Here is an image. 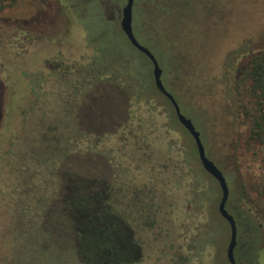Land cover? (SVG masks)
<instances>
[{"label":"rangeland","instance_id":"rangeland-1","mask_svg":"<svg viewBox=\"0 0 264 264\" xmlns=\"http://www.w3.org/2000/svg\"><path fill=\"white\" fill-rule=\"evenodd\" d=\"M78 2L0 0V264H88L82 255L98 260L100 252L125 264L128 234L140 264H228L219 183L157 89L151 61ZM138 3L136 38L156 56L208 156L240 172L249 192L258 255L243 264H264V144L236 112L234 90L247 55L240 51L264 49V0ZM104 72L117 82L98 80ZM78 171L88 182L74 192ZM196 182L211 189L203 200ZM91 186L116 191L123 227L115 228L111 206L94 210L85 231L69 232L70 205L92 200Z\"/></svg>","mask_w":264,"mask_h":264},{"label":"trees","instance_id":"trees-1","mask_svg":"<svg viewBox=\"0 0 264 264\" xmlns=\"http://www.w3.org/2000/svg\"><path fill=\"white\" fill-rule=\"evenodd\" d=\"M87 27L88 29L95 30V27L93 28L92 26H87ZM99 39L100 38L96 34H94L93 40L99 41ZM240 53L247 55L244 58V62L242 66L237 70L238 73L235 80L236 85L234 87V90L236 91L237 94L236 112H238L239 117H242L243 114H246L247 122L251 128L252 137L254 139H257L262 144H264V49L259 48L256 50H252L249 48L247 49L244 48L242 51H240ZM103 75L106 77V80L115 83L117 82L115 81V78H112L109 73H105V72L99 76L98 80H102ZM221 92L222 94L225 95V98H230L232 100V95H233L232 88L231 89L226 88ZM222 171L224 172V175L227 179L230 188V196L227 202V207L229 211L234 215L237 223L238 243L235 248V256L237 263L243 264L246 262L255 261L256 255H258V253H257V249L254 246V239H255V233L258 230V226H257L256 218L253 217L251 209L248 207V205L251 203L249 192L246 189L245 185L242 184L241 182L240 172H233L229 170H222ZM74 177L76 178L77 182L79 181L78 184L77 183L73 184L74 192L75 190L82 191V186L80 185V183L88 182V179L82 174V171L76 172V175ZM101 182H97V183L101 184ZM67 184L68 183H66V186ZM84 187L85 186H83V189ZM91 187H92L91 188L92 200L89 199V201H87L86 204L88 206L80 201L78 202L73 201L74 198L72 199L73 202L70 205V209L67 213V218H66L69 227V232L73 230L75 234L76 232H79L78 229H82V231H85L86 228L90 226L89 222L92 216L93 218H98L96 214L95 215L92 214L94 210H96V212L101 209H106L108 211L111 208V206L113 207V210H111V218L114 220L115 226H117L115 228L123 227L122 224H124V222H122L119 216V212L115 210L116 207L115 199H117L118 197L116 191L109 190L108 195L106 196L105 191L101 190V192H98L99 191L98 188L94 186ZM199 187H200V183L196 182V184H193V192L195 198H198L199 200H203L204 195L207 192L210 193L211 189L208 187L207 189L205 187L200 189ZM257 190L261 193V195L264 196V185L263 186L261 185V187ZM217 195H219V190L217 192ZM260 208L264 210V205H261ZM215 212L218 216L221 215L219 209H216ZM91 227L96 229L95 232H98V234L102 233L100 231H103V229L105 228L104 225L103 226L96 225ZM102 227L103 229H101ZM116 230L117 229H115V231L112 232V236L118 234ZM124 242L128 244V246L126 247L127 249L124 252L125 253L124 263L129 264L127 262L131 261L129 245L133 242L132 235L128 234ZM78 248H80V246H78ZM112 253L113 250L111 248H108L106 255H108L110 258V255ZM101 256L102 254L100 252L99 259L94 260L91 257H85V255H82V257L86 260V263L88 264H94L95 261H99V260L109 261V259L102 258Z\"/></svg>","mask_w":264,"mask_h":264},{"label":"water","instance_id":"water-1","mask_svg":"<svg viewBox=\"0 0 264 264\" xmlns=\"http://www.w3.org/2000/svg\"><path fill=\"white\" fill-rule=\"evenodd\" d=\"M133 3L134 0H128L126 6L123 9V17L121 21V27L130 42L133 46H135L138 50L143 52L152 62L153 64V77L154 82L157 87V89L166 96L170 102L172 103L177 118L180 121V123L184 126V128L192 135L194 138L198 157L201 161V164L203 168L211 175L213 176L219 183L220 189H221V198L219 201L218 209L221 215L228 221L230 225V239L227 246V258L230 264H238L235 256V248L237 246V236H238V230H237V223L234 215L230 213L227 209V202L230 195V188L229 184L227 182V179L223 173V171L215 164L213 160H211L205 149L204 142L201 137V132L195 127L192 120L184 115L181 112L180 106L178 104V101L174 97V95L167 90L165 87L163 80H162V74L163 70L156 58V56L152 53V51L140 43L138 39L136 38L133 28H132V9H133Z\"/></svg>","mask_w":264,"mask_h":264},{"label":"flooded vegetation","instance_id":"flooded-vegetation-1","mask_svg":"<svg viewBox=\"0 0 264 264\" xmlns=\"http://www.w3.org/2000/svg\"><path fill=\"white\" fill-rule=\"evenodd\" d=\"M63 1V0H60ZM77 1V0H76ZM128 0H80L79 6L81 7H85L87 5L90 6V11L92 9H94V14L96 15L94 16L95 19H98L97 17H100L101 20H104L106 23H113L115 26H117V28H119L123 34V36L125 37V39L132 45V43L130 42V40L128 39V37L126 36V34L124 33V31L122 30L121 27V21H122V17H123V9L126 6ZM139 3L138 0H134L133 3V9H132V28H133V32L135 30V19H137L138 17V8ZM85 10V9H84ZM89 11V13H90ZM92 12V11H91ZM108 12L110 13V15H108ZM87 14V13H84ZM88 17V14L86 15V18ZM94 17L92 16V18L94 19ZM117 20V21H116ZM118 23H119V27H118ZM147 23V21H146ZM148 27H150L148 25V23L146 24ZM150 29V28H149ZM97 41L92 40L91 44L94 45V47H97ZM141 43V42H140ZM144 45V44H143ZM133 46V45H132ZM95 47V49H96ZM135 47V46H133ZM136 48V47H135ZM137 49V48H136ZM138 50V49H137ZM140 51V50H139ZM97 53H99V51L96 49L95 51ZM141 52V51H140ZM143 53V52H142ZM144 54V53H143ZM145 55V54H144ZM146 56V55H145ZM148 58V57H147ZM149 61H151L148 58ZM87 63V62H86ZM152 63V62H151ZM153 65V64H152ZM84 66V64H83ZM70 86V85H69ZM175 97V96H174ZM169 100V99H168ZM177 100V99H176ZM170 101V100H169ZM206 149V148H205ZM207 153V151H206ZM208 155V154H207ZM209 157V156H208ZM210 158V157H209ZM211 159V158H210ZM212 160V159H211ZM214 161V160H213ZM216 164V163H215ZM217 165V164H216ZM218 166V165H217ZM219 167V166H218ZM230 196V195H229ZM228 209V207H227ZM229 211V209H228ZM230 212V211H229ZM71 214V213H70ZM237 240H238V236H237ZM238 243V242H237ZM127 246L125 245L124 248H126ZM129 249H130V257H131V263L129 264H140L143 259L141 258V251L139 250V246L138 243H136L134 240L133 242L129 245ZM94 264H110V262L108 260H99V261H95Z\"/></svg>","mask_w":264,"mask_h":264}]
</instances>
